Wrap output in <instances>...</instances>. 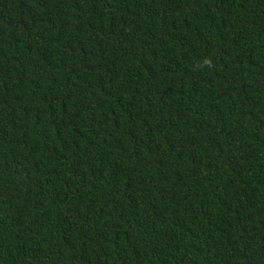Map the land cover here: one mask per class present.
<instances>
[{
  "label": "trees",
  "instance_id": "trees-1",
  "mask_svg": "<svg viewBox=\"0 0 264 264\" xmlns=\"http://www.w3.org/2000/svg\"><path fill=\"white\" fill-rule=\"evenodd\" d=\"M0 264H264V0H0Z\"/></svg>",
  "mask_w": 264,
  "mask_h": 264
}]
</instances>
